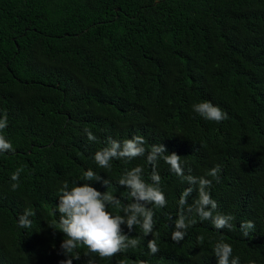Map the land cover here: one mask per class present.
Returning <instances> with one entry per match:
<instances>
[{
	"label": "trees",
	"instance_id": "16d2710c",
	"mask_svg": "<svg viewBox=\"0 0 264 264\" xmlns=\"http://www.w3.org/2000/svg\"><path fill=\"white\" fill-rule=\"evenodd\" d=\"M202 101L228 118L199 117L192 105ZM5 114L3 135L14 151L0 154V264H217L219 241L232 246L239 264H264V0H0V118ZM133 136L146 141L145 156L113 160L111 169L96 165L94 154L109 137ZM158 144L181 157L185 175L211 180L216 211L234 217L231 229L197 217L174 242L181 195L193 188L192 204L198 185L160 159L167 204L153 208L152 233L122 226L135 247L110 259L86 255L83 246L66 256L54 212L64 183H89L131 203L119 179L139 166L152 183L146 155ZM217 165L218 179L208 176ZM89 169L108 188L85 181ZM26 210L32 223L22 228ZM249 220L255 227L245 236L241 224Z\"/></svg>",
	"mask_w": 264,
	"mask_h": 264
},
{
	"label": "clouds",
	"instance_id": "9594fccd",
	"mask_svg": "<svg viewBox=\"0 0 264 264\" xmlns=\"http://www.w3.org/2000/svg\"><path fill=\"white\" fill-rule=\"evenodd\" d=\"M192 111L204 120L214 123H221L228 118L227 113L219 106L213 105L211 101L193 104ZM6 127L7 115L5 114L3 118H0V154L14 151L12 143L3 135V130ZM85 134L90 141L96 140V137L88 129H85ZM145 143L142 136H133L122 142L109 137L107 146L98 150L93 159L98 167L111 169L113 160L130 161L145 156ZM160 159H163L170 171L181 177L182 181H186L189 185H198L197 197L192 204L187 203V197L191 195L193 188H186L181 195L180 212L174 222L175 230L171 234V239L174 242L179 243L184 239L187 228L197 223V217L200 221L211 220L213 227L217 230L231 229L230 222L234 217L216 211L217 202L212 199L208 191L211 187V180L203 176L185 175L180 163L181 157L174 152L167 153L166 148L162 144H158L152 145L146 155V161L153 169L150 177L152 183H147L143 179V168L139 166L126 171L119 179V185L128 190L131 203L122 204L121 200L111 192L101 193L89 183L72 186L70 189L69 185L64 183L60 190L58 205L54 209L55 213H59V232L64 235V240L60 245L63 253L69 257V254L77 247L83 246L88 250L86 255L91 253L98 255L101 259H110L122 250L135 247L137 244L135 239H130L128 234L123 231L122 226H126L128 232H131L134 226L139 225L145 234H151L154 228L153 208H163L167 204L166 197L159 187L161 177L156 171V165ZM22 172L23 168L18 167L11 174L13 191L20 186L18 181ZM219 172L220 167L217 165L207 175L218 179ZM83 179L99 182L106 188L110 185L109 180H102L91 169L83 173ZM185 205H187L186 208ZM109 206L118 208L124 215H113L108 211ZM32 215L33 213L28 210L20 215L19 226L30 227L32 222L29 217ZM254 227V222L250 220L241 224L245 236L248 235V230ZM198 240L202 242L204 237L200 236ZM148 248L152 254L159 250L154 240L148 242ZM213 252L217 264H239V257H232V246L224 241L217 242ZM76 258L78 259L79 256L77 255ZM63 264H72V260L69 258ZM89 264L92 262L89 261Z\"/></svg>",
	"mask_w": 264,
	"mask_h": 264
},
{
	"label": "water",
	"instance_id": "95a60500",
	"mask_svg": "<svg viewBox=\"0 0 264 264\" xmlns=\"http://www.w3.org/2000/svg\"><path fill=\"white\" fill-rule=\"evenodd\" d=\"M159 1H156L155 3H158ZM118 11V10H117Z\"/></svg>",
	"mask_w": 264,
	"mask_h": 264
}]
</instances>
